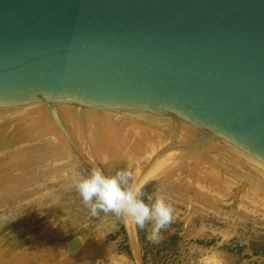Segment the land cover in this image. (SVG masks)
Returning <instances> with one entry per match:
<instances>
[{"label": "rangeland", "instance_id": "rangeland-1", "mask_svg": "<svg viewBox=\"0 0 264 264\" xmlns=\"http://www.w3.org/2000/svg\"><path fill=\"white\" fill-rule=\"evenodd\" d=\"M59 109L79 153L44 104L0 109V264H264V170L245 155L217 139L173 154L194 132L183 122ZM93 168L130 170L172 222L149 239L154 221L130 235L93 215L75 179Z\"/></svg>", "mask_w": 264, "mask_h": 264}, {"label": "water", "instance_id": "water-1", "mask_svg": "<svg viewBox=\"0 0 264 264\" xmlns=\"http://www.w3.org/2000/svg\"><path fill=\"white\" fill-rule=\"evenodd\" d=\"M31 104L176 119L264 170V0H0V109Z\"/></svg>", "mask_w": 264, "mask_h": 264}, {"label": "clouds", "instance_id": "clouds-1", "mask_svg": "<svg viewBox=\"0 0 264 264\" xmlns=\"http://www.w3.org/2000/svg\"><path fill=\"white\" fill-rule=\"evenodd\" d=\"M75 179L77 191L93 215L98 211L113 213L141 229L146 222L154 221V233L149 239H155V234L172 222L173 209L162 196L157 195L154 202L145 203L142 188L129 184L130 170L106 176L100 168H93L88 176ZM148 200L152 201V197L148 196Z\"/></svg>", "mask_w": 264, "mask_h": 264}, {"label": "bare ground", "instance_id": "bare-ground-1", "mask_svg": "<svg viewBox=\"0 0 264 264\" xmlns=\"http://www.w3.org/2000/svg\"><path fill=\"white\" fill-rule=\"evenodd\" d=\"M46 107H52V106H55V110H56V115H57V117H58V120H59V123H60V129H61V131H62V133H63V135L65 136V138L67 139V141L70 143V145L75 149V151H77L78 152V150L75 148V146L73 145L74 143H72V141H71V138L70 137H72V136H70L71 134H69V129L68 128H66V126H65V123H66V120L64 119V117L61 115V109H59L60 108V106H62V105H58V104H56V105H52V104H47V105H45ZM73 107V106H72ZM75 107V106H74ZM75 108H77V107H75ZM49 109V108H48ZM83 109H85L86 111L89 109V108H84V107H82V110ZM62 110H63V107H62ZM66 110V109H65ZM84 110V111H85ZM93 110V109H92ZM90 111V110H89ZM51 112V111H50ZM63 112V111H62ZM86 113V112H85ZM112 113H114V112H112ZM115 114H117V115H128V116H135V117H143V118H152L153 120H159V119H162V118H165L166 120L168 119V121H171L172 122V132L173 131H175V127H176V124L177 123H180L181 121H178V120H176V119H171V118H168V117H162V116H154V115H137V114H126V113H115ZM83 115V114H82ZM87 117H89V116H87ZM69 121V120H68ZM167 121V122H168ZM188 125V124H187ZM190 128H193L194 130V132H188L187 133V135H184V136H182V138H180L181 139V141L183 140L184 142H181V143H177V146L175 147V149L173 150V151H171L173 154L174 153H179V152H184L185 150H188L191 146H193L197 141H198V144H199V140H201V141H206V142H209V141H211L212 139H214V138H212V137H210L209 135V133L207 132V131H204V130H201V129H198V128H196V127H193V126H191V125H188ZM68 127V126H67ZM188 128V127H187ZM68 129V130H67ZM196 130V131H195ZM68 131V132H67ZM177 131V130H176ZM70 132H71V130H70ZM180 132V131H179ZM184 132V131H183ZM182 132V133H183ZM186 132V131H185ZM185 132H184V134H185ZM191 133H193L194 134V137H196V140H188V141H186L187 139H185L186 137H189V135L191 134ZM73 135V134H72ZM178 135V134H177ZM180 135H182V134H180ZM191 136V135H190ZM178 137H180V136H178ZM184 138V139H183ZM74 139V138H73ZM189 139H191V138H189ZM216 139V138H215ZM133 141V140H132ZM134 142V141H133ZM201 143V142H200ZM203 144V143H202ZM218 144V143H217ZM227 144V143H226ZM82 145V144H81ZM227 145H229V144H227ZM77 146V145H76ZM79 146V145H78ZM230 147H228L229 149H231V145H229ZM188 148V149H187ZM222 148V147H221ZM234 148V147H233ZM177 149V151H175ZM207 150V149H206ZM211 150V149H210ZM232 150V149H231ZM234 150H235V148H234ZM237 150V149H236ZM233 151V150H232ZM238 151V150H237ZM169 152V151H168ZM240 152V151H239ZM79 153V152H78ZM172 153H170V154H172ZM239 154H241V152L239 153ZM236 155V154H235ZM244 155V154H243ZM167 156V155H166ZM244 157V156H243ZM246 157V156H245ZM247 158V157H246ZM88 159V158H87ZM163 159V158H162ZM247 160L249 161V162H251V163H253L249 158H247ZM159 163V162H158ZM253 165H255L254 163H253ZM157 166V165H156ZM155 166V167H156ZM91 167V166H90ZM155 169V168H154ZM151 171V170H150ZM152 172H153V170H152ZM149 174V173H148ZM147 174V175H148ZM147 175H145L146 177H148ZM144 178V177H143ZM143 182V181H142ZM142 184V183H141ZM140 185V184H139ZM10 194V193H9ZM196 203V202H195ZM122 219H123V223H124V226H125V229L127 230V232L131 235V234H134L133 232H134V224L133 223H131L127 218H125V217H122ZM130 240V239H129ZM61 259V258H60Z\"/></svg>", "mask_w": 264, "mask_h": 264}, {"label": "trees", "instance_id": "trees-1", "mask_svg": "<svg viewBox=\"0 0 264 264\" xmlns=\"http://www.w3.org/2000/svg\"><path fill=\"white\" fill-rule=\"evenodd\" d=\"M175 241V238H173V242Z\"/></svg>", "mask_w": 264, "mask_h": 264}]
</instances>
